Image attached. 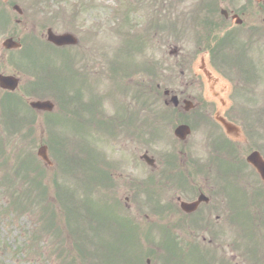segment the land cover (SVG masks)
<instances>
[{
  "label": "flooded vegetation",
  "instance_id": "af4514ba",
  "mask_svg": "<svg viewBox=\"0 0 264 264\" xmlns=\"http://www.w3.org/2000/svg\"><path fill=\"white\" fill-rule=\"evenodd\" d=\"M148 8L146 28L149 30L150 46L154 51L160 46L168 52L160 62L169 74L168 83L172 88L169 96L177 98L176 104L171 108L183 112V123L192 132L197 128L211 130L210 135L199 140L200 143L205 147H221L214 157L227 156L223 161L214 160L212 164L210 156L203 160L202 165H193L194 169L190 172L193 177L185 181L184 188L175 191L174 195L171 192V197L164 199L167 202L162 200L161 193L152 192L154 209L164 203L169 214L183 216L187 224H196L203 233L209 232V223L202 225L215 216L209 242L213 243L217 251L224 253V247L231 251L235 247V236L231 233V221L225 218L228 214L225 211L235 208L234 201L238 194L236 181L231 180L236 177L232 158H235L234 151L240 141L238 133L244 129V119L254 102L253 94H262L261 101L264 105V0H148ZM101 24L97 29L103 27V20ZM94 29L96 27H92ZM47 44L55 48L59 57L65 56L62 50H70L69 66L73 74L70 94H84V97H72L71 103L76 110L75 120L83 123L78 114H87L88 103H100V97L92 94L103 92L93 88L98 87L99 80L102 81L105 76L103 68H92L90 57L93 51L98 53L101 50L103 58V51L107 50V46L102 42L93 47L86 38H78V43L69 47L56 48L48 42ZM151 62L157 64L156 55ZM41 63L32 66L33 74L43 70ZM40 87L37 77H32L22 83L19 80L15 91L0 88V94H18V99L21 100L24 94H46ZM179 87L181 90L178 92ZM233 94H236L235 97H232ZM96 114L99 121H107L106 134L111 141H117L122 133L123 141L135 143L138 135L135 121L124 123L118 116L109 118L100 109ZM216 117L232 124L229 135L214 120ZM236 121H240V124ZM182 152L185 164L189 159L187 146ZM214 164L219 165L218 170L209 176L208 170ZM111 166L113 164L108 160L102 161V168L109 170L110 176L116 179L115 190L126 193V202L134 200V204L126 205V208L137 212L136 198L141 193L139 181L127 174L116 176ZM104 186L107 189L105 184ZM149 189H153V186H149ZM200 194L207 202H199L193 212L185 213L176 204L178 201L192 203ZM226 197L228 203L225 202ZM260 201L261 199H257L249 207L262 210L263 204ZM226 232L229 234H225ZM202 238L204 240L203 235ZM223 238L229 240L225 246L221 244Z\"/></svg>",
  "mask_w": 264,
  "mask_h": 264
},
{
  "label": "rangeland",
  "instance_id": "374dc122",
  "mask_svg": "<svg viewBox=\"0 0 264 264\" xmlns=\"http://www.w3.org/2000/svg\"><path fill=\"white\" fill-rule=\"evenodd\" d=\"M36 1V0H16L17 4H19L25 11H26V17H25V21L23 23V25H18L15 23V19L17 18V15L13 12L11 6L8 4L6 6L5 11L3 12V8L0 5V16L3 15L5 19H1L0 17V45L1 42L7 38V37H14L13 33H16V37H18V39H25V37L27 36L29 38V40L27 41H23L24 42V47L20 50V51H3L2 48L0 47V73L3 74H16L17 70H14V64L19 63L21 64V68H20V72L21 75H18L22 81H26L28 80L31 76L29 75V73H26L24 70L25 68L28 67V64H30V62L28 61V50L30 47H34V49H38V44L37 41H33L34 45H31V41H30V36H33L34 39L36 38H41L42 33L44 32V27H43V23L44 26L47 27H51L54 31L56 32H63L65 30H69L71 29V22H72V11L73 10H77V7L79 6V4L81 2H83L86 7H83V9L81 11L78 12L77 14V19L74 20L75 24L81 28H83V30L86 29H90L91 25L94 22V18H96L99 22H101V19H105L106 17H108V19L110 20L111 16H114L118 13V9H122L124 7L127 6V2L126 0L123 2L122 0H119V6H118V0H60L59 4H60V9H59V13L60 18L59 19H55V22H52L50 20H46L45 18H51L50 16H53V11L58 3V0H43V1H47L45 3L46 6H50V9L46 10L48 11V13L44 14V15H36L34 13V10L32 9V3ZM129 2L131 3H135V0H129ZM93 3L96 7L99 6V8L97 9H88V6H92ZM0 4H1V0H0ZM52 11V12H51ZM64 16V20H61V17ZM137 17H141L142 20H148V16L144 13V11L141 9L139 10V12L136 15ZM116 18V19H114ZM113 20V24L107 26L108 28L113 29L115 28L119 23L122 22V19H119L118 17H114ZM54 19V18H53ZM52 19V20H53ZM64 22H68L66 25H63ZM76 30L77 27L73 26ZM15 39V37H14ZM100 40L102 39L103 41H106V39H104L103 36H101L99 38ZM33 40V39H31ZM116 42V38L114 36H110L109 37V44L110 47L112 48L113 44ZM146 73H141L140 76L145 75ZM110 82H112L111 79L108 80L109 83V89H110ZM60 88L62 90V88L58 85H56V89ZM66 90H68L66 88ZM112 92V91H111ZM41 96H43L44 94H40ZM48 96H54V97H60L61 94H46ZM36 97V96H35ZM2 98H3V94H0V105H2ZM57 101V100H56ZM63 101H65V99H63ZM119 101H123L122 98H119ZM58 103V102H56ZM124 103H127V99L124 100ZM59 104V103H58ZM142 109V107H141ZM109 110L111 111V104L109 102ZM167 117L164 118L163 120L159 121L158 124L160 129L159 131H156L154 129V127H150V120H148V115L146 113H144L143 110H141V120H143L142 124H144L142 126V130L143 133L141 135V144H137V146H132V149L134 150V153L136 154V156L141 153H143V151L145 150V148H149V152L150 150H152V152H155L156 154L159 155L160 152L165 153L170 146H168L169 144H171V142L173 141L172 138V134L171 132L172 127L175 126L174 120L172 118V116H170L169 114H166ZM157 118V116H155V119ZM154 122H156V120H152ZM155 124V126H157ZM260 121L258 122V127H259ZM98 126V125H97ZM99 127V126H98ZM51 129H57L55 132H58L61 134L62 137L60 138H65V139H53L51 138V135L48 133V131H51ZM71 128L70 124L67 120V117H63L61 119V123L59 125V127H53L51 126H46V121H45V127L43 129V137L41 139V141L38 140H33L32 144L29 145V147H25V146H14V147H9L7 148V151H10L8 153V159L9 162H11V165L9 167V170L11 169V173L13 174V182L11 183L12 188L15 187L17 184L25 187V184L22 182V176L24 175L22 172H25L23 167L19 168L17 171V163L18 161L22 158V152L27 150L28 153L30 154H34L36 153V150L38 148V144H44L47 146L48 148V152L50 157L52 158V160H54V164H57V161L59 160V152L56 151V149L59 148V146L57 144L61 145V150L63 151V154H67L69 155V149L71 146V140H70V133H71ZM82 130L78 129L77 130V145L76 147H73V150L70 149V154H72V152H74V154L79 157L81 155H83V152L85 151L86 147L89 146V144H92L97 150L98 148H100L102 146V144L100 145V147L94 145L90 140L88 141L85 138L84 133H81ZM204 129L201 128V131H197L196 133L194 132L193 138L191 139L190 143L187 146L188 149V153L187 156L189 158V161L192 159L194 160V162L196 164L202 165L203 164V160L207 159L209 157V155L207 154V150H205V146H200L199 145V140L201 138H204ZM75 135V133H74ZM251 136V141L249 142V139L247 140L246 144L242 145L240 148V153H242V155H239L241 157V159L243 158L244 152L248 149V148H252L253 146L258 147V150L261 151V153L264 155V131L262 132L261 135H258V131L257 133L254 134H249ZM36 141V143H35ZM37 144V145H36ZM34 145H36V147H34ZM34 147V148H33ZM76 149V150H75ZM75 150V151H74ZM103 152L110 156V157H117V156H122V153H118L116 149L113 148H108L103 146L102 147ZM33 153H32V152ZM117 159L115 158V161ZM2 161L4 163L5 158H2ZM2 161H0V178H3L6 175V171L8 170V168H5ZM161 163V159L159 161V165L160 166ZM221 166V165H220ZM219 165L214 164L209 171V176L216 170H218ZM233 170L239 172L240 174L238 176H236L235 178H231V180L236 181V185H237V189H241V190H246L249 189L250 187L247 184V181L251 182V173L250 170L243 166V160H240L236 157V161L233 163ZM17 172V173H15ZM126 172H130L129 170H127ZM76 177H70L69 175L65 174V172L62 171V169L56 165L53 169H49L47 170V172L45 173V182L43 180V178L38 177V175H34V177H38L39 180V186H42L43 192L45 190L46 192V203L48 205H51L52 208V213L55 209V206H57L58 209V222H60V230H62L61 235L62 238L60 239L61 243L64 246V251L66 250L65 253H63L62 257H66V256H70V257H76V254H71V251H74V247L72 244H70V240H66V237L71 236L73 233L72 229L68 228V221L71 223L70 225L72 227H76L77 231H75L74 234H77L78 237L82 236V231L78 229V227L76 225H74L71 221L72 219V215L71 218H69V215L65 214V211L70 207L71 204L73 207H75V211L73 212L75 215L79 214L82 209V206L87 203V199H86V193L87 192L85 190V188L82 186V177L85 178L84 173L81 170H76ZM135 173H139L140 175H142L143 173V169L139 168L137 170V172ZM248 173V174H247ZM150 171H148V173L141 178L144 179L145 177L149 176ZM54 176L57 177L56 179L59 181L60 185H68L70 187H72L70 185V182L73 181L76 190L74 187L72 192L74 195V199L72 198V196L67 195V194H57L56 192V188L53 184V179ZM156 178V177H154ZM72 179V180H71ZM195 179V177H194ZM193 179V180H194ZM71 180V181H70ZM72 183V182H71ZM45 184V186H44ZM0 186H2V190H5L7 193V186L8 184H3L2 181L0 180ZM78 186V187H77ZM147 191V190H146ZM238 191V190H237ZM35 192V189H32V185H30V197L28 199L29 202L32 203V205H29L27 208L25 209H16L14 206L15 205H20L23 202V192H20L19 194H16L15 191L12 192L11 195L7 194V195H3L0 194L1 198L6 201V203H9L12 205V210L9 211V215H6L3 220H1L0 222V236L5 238V242H4V247H2L0 249V264H61V258H59L61 256L60 252L59 254H55L53 251H55L58 248V244L55 243V239L53 238V233L50 234L49 236L46 235L44 236L45 241L40 243V248L36 249L35 247H32L27 251L26 249V243H27V236H31L32 231H34L35 229V224H36V220L37 219H51L52 215H46L45 213H39L38 209L40 208V205L35 206V202H37L38 200L41 199L42 197V192H40L38 190V194L37 197L36 195L33 196V198L31 197V194ZM118 192V197L122 200L124 195H121ZM171 191H167V192H162V200L166 199L168 200L171 197ZM126 194V193H125ZM140 195V194H139ZM172 195H174V191L172 193ZM146 196V194H145ZM80 199L83 201L82 204H80ZM228 198L226 197V200ZM78 201V202H77ZM133 201V200H131ZM146 202H142V211H141V215L144 214H151V209L153 207V202L150 201L149 199L146 198L145 200ZM25 210H28L25 212ZM69 210L67 211V213L69 214ZM87 214V213H86ZM84 215L83 217L78 216L74 218L75 221L79 222L82 219L83 224H86L87 222V215ZM55 217L54 213H53V218ZM91 218V217H90ZM144 216H141L140 221H142V223H144ZM154 218V217H153ZM73 220V219H72ZM91 221H96V218H91ZM160 221H162V224H166L168 223L167 218H162ZM215 222V218L213 216V221L211 223V228H213ZM91 225H93L91 223ZM97 223H94V227H97ZM244 226L246 228L245 223H242L238 226H236L235 228L231 229V233L233 236L237 235V231L240 230V227ZM227 229L229 228L228 226H226ZM112 226H106L103 230L110 233ZM174 230V232L176 234H181L182 233V229L181 227H176V228H172ZM237 230V231H236ZM185 234V232H184ZM245 234L242 233V236H244ZM52 236V237H51ZM186 239H188L187 234L185 235ZM94 241L98 242L102 241V239L100 238H93ZM140 240H142V237H140ZM156 240V241H155ZM223 242L225 244L229 243V241L227 239H222ZM63 241V242H62ZM155 242H157V239H154ZM19 243H24V252L23 253H15L13 246L17 245ZM143 243V242H142ZM224 243H222V245H225ZM165 245V243H163ZM144 247H148L149 245H153L155 248H157V246L154 245V243H147L144 241L143 243ZM157 245V243H156ZM206 249H208V246H204ZM63 251V252H64ZM237 254H243L244 252V246L242 244L238 243V248L235 251ZM163 256V251H160V255L158 257V263H160L161 257ZM86 258L89 259V264H102V262L100 260H98V258H94L93 256H85ZM127 257V256H126ZM82 259V257H80ZM244 258V257H242ZM227 259V258H226ZM237 261L239 262V264H245L243 262L239 261V257H237ZM80 260V259H79ZM229 260V259H228ZM75 261H77V259H75ZM82 262V261H80ZM84 262V261H83ZM213 264H216V261L213 262Z\"/></svg>",
  "mask_w": 264,
  "mask_h": 264
},
{
  "label": "water",
  "instance_id": "95a60500",
  "mask_svg": "<svg viewBox=\"0 0 264 264\" xmlns=\"http://www.w3.org/2000/svg\"><path fill=\"white\" fill-rule=\"evenodd\" d=\"M9 40H7L5 43H4V45L6 46V47H10V44H9ZM11 45H14V44H11ZM31 106H33V107H37V108H40V107H42V108H46V109H49L52 105L50 104V103H48V102H38V103H31ZM51 109V108H50ZM38 154L40 155V156H42L43 158H46V156H45V151H44V148H42V149H40L39 150V152H38ZM250 160L252 159V158H249ZM253 162H255V163H258V160H252ZM263 176H264V174H263Z\"/></svg>",
  "mask_w": 264,
  "mask_h": 264
},
{
  "label": "trees",
  "instance_id": "16d2710c",
  "mask_svg": "<svg viewBox=\"0 0 264 264\" xmlns=\"http://www.w3.org/2000/svg\"><path fill=\"white\" fill-rule=\"evenodd\" d=\"M0 151H2L1 148H0ZM23 179H25V180L28 179V180H30L32 182V184L39 186V180H38L37 177H34V176H32V177L23 176ZM12 182H13V179H12Z\"/></svg>",
  "mask_w": 264,
  "mask_h": 264
}]
</instances>
